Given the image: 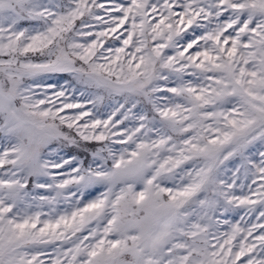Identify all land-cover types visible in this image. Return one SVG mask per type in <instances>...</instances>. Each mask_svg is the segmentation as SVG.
Segmentation results:
<instances>
[{
    "label": "snow or ice",
    "instance_id": "snow-or-ice-1",
    "mask_svg": "<svg viewBox=\"0 0 264 264\" xmlns=\"http://www.w3.org/2000/svg\"><path fill=\"white\" fill-rule=\"evenodd\" d=\"M0 264H264V0H0Z\"/></svg>",
    "mask_w": 264,
    "mask_h": 264
},
{
    "label": "rangeland",
    "instance_id": "rangeland-1",
    "mask_svg": "<svg viewBox=\"0 0 264 264\" xmlns=\"http://www.w3.org/2000/svg\"><path fill=\"white\" fill-rule=\"evenodd\" d=\"M47 211V209H45ZM229 219H239V217H229Z\"/></svg>",
    "mask_w": 264,
    "mask_h": 264
}]
</instances>
